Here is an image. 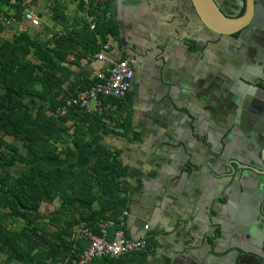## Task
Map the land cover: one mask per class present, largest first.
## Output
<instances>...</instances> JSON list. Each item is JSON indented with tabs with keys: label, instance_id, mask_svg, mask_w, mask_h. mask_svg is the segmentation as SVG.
Listing matches in <instances>:
<instances>
[{
	"label": "crops",
	"instance_id": "1",
	"mask_svg": "<svg viewBox=\"0 0 264 264\" xmlns=\"http://www.w3.org/2000/svg\"><path fill=\"white\" fill-rule=\"evenodd\" d=\"M155 4L154 0H91V13L96 17L97 27L106 24L105 27L110 26L112 29L106 33L108 36L105 42H102L101 36L97 35V44L100 48L98 54L90 53L93 46H85V50H90L85 55L82 53L84 45L73 40L85 25L89 26L82 0H24L19 7L11 9L8 7V0H0V46L2 42L11 44L7 54L0 56V67L10 60L13 51L20 45L18 37L28 35L32 40L46 43L49 49L65 51V54H62L65 60L56 58L57 65L62 67L61 71L56 72L55 77L56 91L61 94L59 99L72 94V91L75 93L79 91L78 89L81 88L79 84H82L83 88L90 87L98 73L110 62L133 59L134 56L135 61L161 59L165 56L163 49L169 39L171 45L167 46V49L171 50L169 56H174L175 67L179 68L188 62L196 69L211 70V59L214 54L211 45L204 43L202 47L191 49L194 54L185 53L180 46L183 34L177 29L174 20L176 15L161 14ZM171 5L168 7L171 8ZM19 9L20 15H17ZM28 13L33 15L30 20L26 17ZM158 26L160 29L157 28ZM91 33L93 34V31ZM204 38L206 40L205 36ZM60 39L63 42L62 46L57 45ZM65 39L68 41L67 44ZM158 45L162 48L157 49ZM153 48L154 51H151ZM102 54L107 60L98 59ZM28 59L32 63L41 64L31 56ZM219 68L222 69L223 66L220 65ZM140 74L146 73L140 71ZM142 86L143 79L138 77L133 79L130 93L135 89L136 96L129 93L120 106L111 108L113 115L120 113L123 117L129 116L131 121L127 134L122 135L123 130L117 128L119 134L104 135L98 144L79 149L76 156L71 159L61 157L60 161L41 160L50 167H66L80 172L87 158L104 155L107 150L118 151L120 160L128 167L125 180L126 192L111 194L92 206L76 201L62 206L61 201L57 199L52 203H43L39 209L21 206L17 208L11 201L9 202L15 200L12 182L9 180L24 176L30 171V167L21 163L6 165L5 161L0 159V264H54L55 260L59 261L57 264H68L74 252L88 247V242L82 236V230L90 223L95 212L111 207L119 197L128 200L126 211L129 214L124 219L123 227L126 236L131 238L133 233L135 237H139L146 233L145 238L149 239L152 245H149L144 253L113 258V263L109 264H195L193 259L183 255V251H193L199 259L210 258V264H223L232 250L247 243L240 236L235 235V229L243 224L236 216L239 208L226 205L228 198L224 191L229 180H225V184H222V179H214V186L209 184L208 190L209 195L212 196L196 194L192 199L193 202L188 201L186 197H178V194L164 197L153 218L147 223L148 230H139L133 225L134 221L130 218L133 205L138 206L143 200L152 198L163 168L170 163L168 159L175 156L172 152L162 150L164 141L173 140L175 136L176 139L183 131L188 132L189 124H198L193 129L199 132L200 140L206 144L208 142L206 133H215L214 129H216L212 122L208 121L207 111L210 107L203 105L204 101L214 107V99H216L214 95L209 96L205 91L200 93V99L196 100L194 107L191 108L197 114L199 118L197 120L196 117L194 119L186 117L187 109L171 111L167 107L156 108L148 104L145 100L148 94L143 91ZM11 94L12 92H5L0 88V99H8ZM32 99L27 96L24 102L28 104ZM52 99V96L48 100L39 99V103L46 105ZM76 118L75 110L72 109L68 115L70 122L67 125L75 122ZM114 126L115 124L112 123L110 127ZM4 139L7 143L18 147L22 156L27 155L23 142L14 141L9 136H5ZM65 139H68L67 136ZM179 141L177 140L178 146L181 145ZM65 143L69 145L68 140H65ZM206 149L202 150L201 154H197V158L200 159L197 169L183 168L191 175H186L184 178V186L197 185L198 180L202 183L207 182L210 175L206 172L205 165L208 162L212 161L213 166L216 167V178L228 171L227 163H221L218 159L211 160ZM2 150L10 155L14 153L5 148ZM58 211H61L60 214L65 217L60 222L56 215ZM70 220L73 221L72 224L66 227ZM102 221L100 225L106 220ZM257 221L261 223L260 220ZM222 228L225 230L223 236ZM254 230L260 232L261 228L255 226ZM110 232L112 233L113 230ZM55 233L64 235L58 238L53 236ZM60 240L65 241V250L64 247L62 249ZM214 250L219 254H215ZM77 262L78 259L72 260V264Z\"/></svg>",
	"mask_w": 264,
	"mask_h": 264
},
{
	"label": "water",
	"instance_id": "2",
	"mask_svg": "<svg viewBox=\"0 0 264 264\" xmlns=\"http://www.w3.org/2000/svg\"><path fill=\"white\" fill-rule=\"evenodd\" d=\"M192 2L205 27L223 38L233 40L234 35L241 30L238 28L242 26V20L225 17L213 0ZM145 30L149 32L148 29ZM169 45L170 39L163 49L165 56L161 59L141 60L133 64L135 78L139 76L140 71L146 73L142 86L143 91L148 94L145 100L156 108L162 106L171 111L187 109V118L196 117L199 120L191 108L194 107L195 101L200 99V93L205 91L209 96L214 95L216 98L214 107L203 101V105H207L211 110L207 111L208 121L212 122L216 129L215 133H206V144L200 140L199 132L193 129L198 124H189L188 132L183 131L176 139L175 136L173 140L164 141L162 150L172 152L175 156L168 159L170 163L163 168L152 198L143 200L138 206L133 205L130 211L133 225L139 230L145 229L164 197L178 194V197H186L188 201L193 202L196 194L212 196L208 190L209 184L214 186V179H222V184L229 180L224 191L228 198L226 205L239 208L236 216L243 224L235 229V235L247 243L232 250L228 255L230 260L226 259L223 264H264V41L258 46L254 45L253 53L238 45L235 55L228 56L230 66L218 70H199L188 62L179 68L175 67L174 56H169L171 50L167 49ZM180 46L185 53L194 54L188 45L180 42ZM161 48V45L157 46V49ZM151 51H154V48ZM146 63L148 65H145ZM231 66H235L234 71H231ZM214 79L216 82H213ZM132 94L136 96L135 89ZM177 140H180L181 145H177ZM205 149L211 160L218 159L221 163H227L228 171L217 179L216 167L212 161L208 162L205 165L206 172L210 175L208 181L202 183L198 180L197 185L184 186V178L191 175L183 168L197 169L200 160L197 154H201ZM231 216L233 217V214ZM255 226L261 228V231L255 232ZM221 234L225 235L223 228ZM214 235L217 236L216 233ZM145 236L146 233L135 237L132 233L131 239L139 240ZM214 252L219 254L216 250ZM183 255L193 259L195 264H210V258L199 259L193 251H183Z\"/></svg>",
	"mask_w": 264,
	"mask_h": 264
},
{
	"label": "trees",
	"instance_id": "3",
	"mask_svg": "<svg viewBox=\"0 0 264 264\" xmlns=\"http://www.w3.org/2000/svg\"><path fill=\"white\" fill-rule=\"evenodd\" d=\"M23 2L24 0H19L16 7H19ZM20 11V9L17 10V15H20ZM105 25L96 26L93 34L89 26L85 25L76 34L73 40L84 45L82 53L86 55L90 50V53H99L97 35H100L102 42H105L108 36L106 33L112 29ZM18 41L20 45L13 51L10 60L4 62L0 67V88L5 92H12L8 99H0V128L2 132L0 135V159L5 161L6 165L21 163L30 167V171L20 178L9 180L12 182V192L15 197V200H9V202L11 201L12 205L17 208L21 206L33 209H39L43 203H52L57 199L61 201L62 206L75 201L92 206L111 194L126 192L125 180L128 167L120 160L118 151L107 150L104 155L87 158L80 172L69 170L66 167H50L41 162V160L60 161L61 157L71 159L76 156L79 149L98 144L104 135L119 134L116 131L117 128L123 130L122 135L127 134L130 130L129 116L123 117L120 113L113 115L111 109L106 107L108 104L120 106L124 100L101 99L102 109L95 114H90L82 108H76L74 109L77 116L75 122L67 125L70 122L68 116H57L56 111L65 106L77 91L76 93L72 91V94H67L61 99H59L61 94L56 91V72L62 70V67L57 65L56 58L65 60V57L62 56L65 51L63 53L60 49H49L46 43L32 40L28 35L19 36ZM58 41L57 45L62 46L61 39ZM64 41L67 44L68 41L66 39ZM10 46V43L2 42L0 56H5ZM85 46H93V49L85 50ZM66 47L67 45L64 46V48ZM30 56L41 64L29 61ZM95 83L96 80L91 85ZM79 85L81 88L78 90L89 88H83L82 84ZM91 85L89 86L91 87ZM27 96L33 98L28 104L24 102V98ZM50 96L53 99L48 104L41 105L39 103V99L48 100ZM112 123L116 127H110ZM5 136L12 137L14 141L23 142V148L27 149V155L22 156L18 147L5 141ZM65 136L68 139H65ZM65 140H68V146ZM2 148L9 149L14 153L10 155ZM126 210H128V200L125 197H119L111 207L95 212L86 227L98 232L101 220L119 221ZM60 212L58 211L56 214L59 222L65 218ZM72 222L70 220L66 227H69ZM65 232L66 229H64V234H66ZM62 234L55 233L53 236L62 238ZM146 240L148 246L152 245L149 239ZM60 244L65 250V241L60 240ZM85 250L74 252L70 256L71 259L79 261L80 255ZM112 259H96L90 264H109L113 263ZM72 260L68 261V264H72ZM58 262L55 260L54 264Z\"/></svg>",
	"mask_w": 264,
	"mask_h": 264
},
{
	"label": "built area",
	"instance_id": "4",
	"mask_svg": "<svg viewBox=\"0 0 264 264\" xmlns=\"http://www.w3.org/2000/svg\"><path fill=\"white\" fill-rule=\"evenodd\" d=\"M19 4V0H8V7L14 8ZM83 9L87 13V22L91 31L96 30V17L91 13V0H82ZM29 20L33 15L28 13ZM100 61L107 60L102 54L98 56ZM133 79V70L128 59H122L117 62H110L109 65L98 73L96 83L91 87L77 91L65 106L56 111V115L66 117L72 109L82 108L90 114H95L102 109L101 99H113L123 101L126 99ZM107 109L113 107L108 104ZM128 211L123 213L119 221L107 220L100 225L96 232L91 228L84 227L82 236L88 242V247L81 255L76 264H89L96 259L120 258L123 256L144 253L148 250V242L145 237L139 240H133L126 236L123 227L124 219L128 216ZM149 226H145L148 230ZM110 230H113L111 233Z\"/></svg>",
	"mask_w": 264,
	"mask_h": 264
},
{
	"label": "flooded vegetation",
	"instance_id": "5",
	"mask_svg": "<svg viewBox=\"0 0 264 264\" xmlns=\"http://www.w3.org/2000/svg\"><path fill=\"white\" fill-rule=\"evenodd\" d=\"M213 2L228 19L242 20V24H240L242 26L238 28L241 30L234 35L233 40L223 38L212 29L205 27L192 0H176L175 2L171 0H154V4L156 3L155 5L161 14L166 16L169 13H173L176 15L174 20L176 21L177 29L183 34L181 35V41L188 45L190 50L194 49V47H202L204 43L211 45V50L214 53L211 59V67L214 70H218L220 65L223 67L230 66L228 56L229 54L235 55L234 52L238 45L243 47L245 51L251 50L253 53L254 45L258 46L264 41V0H213ZM169 5L172 7L169 8ZM170 9L171 11H169ZM157 28L160 29L159 26ZM239 39L242 42H239ZM252 56L253 54H251ZM128 60L132 66L133 79H135V67L133 64L141 60L137 59L135 61V56L133 59L129 58ZM234 70L235 66H231V71ZM145 75L140 74L138 78L143 79ZM213 82H216V79ZM227 259L230 260V258Z\"/></svg>",
	"mask_w": 264,
	"mask_h": 264
}]
</instances>
